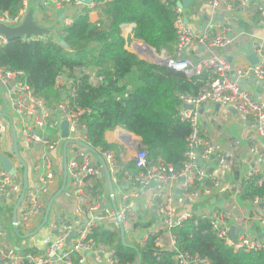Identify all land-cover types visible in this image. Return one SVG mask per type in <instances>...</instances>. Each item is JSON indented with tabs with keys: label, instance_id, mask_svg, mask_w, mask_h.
<instances>
[{
	"label": "built area",
	"instance_id": "1",
	"mask_svg": "<svg viewBox=\"0 0 264 264\" xmlns=\"http://www.w3.org/2000/svg\"><path fill=\"white\" fill-rule=\"evenodd\" d=\"M36 1L26 0L23 8L15 16L7 13L0 15V25L19 27L29 13L30 6ZM159 1L170 6L178 14L176 21L178 43L175 55L170 56L166 52L157 53L155 49L144 43L139 45V41L136 40L128 43L130 48L128 51L151 63L157 61L156 58H161L162 64L160 65L183 73L189 78L199 76L204 72L211 73L215 77L198 96H178L180 101L178 116L190 128L182 168L177 171L171 165L151 162L149 153L142 144L130 142L128 145L132 151H135L133 162L139 173L136 175L127 174V180L132 189L123 194L121 208L112 209L104 206L102 195L93 196L87 192L88 181L102 176L104 169L94 154L77 145V142H80L93 147L88 139V129L81 122V116L86 111L74 103L81 77L90 76L91 82L95 84L99 81L96 72L81 69L76 70L74 74L67 72L65 75L59 76L56 90L61 94L60 101L50 105L35 94L23 72L0 67V85L9 91L8 104L11 111V114H6L8 119L0 117V153L11 161L12 157H15L13 143L7 144L4 140L9 122L12 123V119H15L17 125L20 126L19 139L31 147L33 171L37 176L35 185H29L28 181V188L21 204L22 210L18 217L20 235L25 236L33 233L45 219L51 193L60 180L58 179V164L56 165L52 155L63 150L64 139L61 127L64 122L68 125L69 137L67 140H71L73 143L67 152L68 181L63 194L70 201L74 214L82 218V222L79 224L66 217L59 220L57 234L53 236L49 233L44 237L43 252H40L38 248L21 252L7 246L5 244L6 228L0 227V264H24L26 262L57 264L59 261L64 264H73L74 256H79V264H84L90 254L98 251L104 253L105 264H137V261L135 263L118 261L115 250L111 246L101 244L92 235L109 221H114L117 226H119V221L124 227L137 228L141 216L136 203L141 200V194L154 184L163 186V189L154 195L155 209L161 223L138 240V246L145 247L150 236H157V246L162 249L160 245L163 236L169 235V247H176V238L172 231L194 215L196 216L194 213L179 214L176 203V187H179L181 195L187 200L194 201L210 196L212 190L220 188V181L209 175L207 169L202 167V162L216 160L221 166L232 158L230 151L224 149L221 143L208 138L207 134L203 132L202 108L207 104H217L235 109L244 121L254 124L257 135L264 141V101L256 100L253 94L245 91L237 81L232 79L234 72L239 79L254 78L264 83V45L256 44L253 47V52L259 58L257 65H232L226 57L218 53L219 49L225 48L231 43L229 28H223L220 34L212 35L213 26L209 25L201 33H195L186 26L183 10L177 7V2L181 0ZM205 1L216 13L231 12L235 3H239L240 7L244 9L250 6V0ZM39 3L48 10H61L66 7L86 8L82 0H40ZM92 7H94V3L88 8ZM258 11L260 14L259 24L264 27V9L259 7ZM71 23L70 19H65L63 25L68 26ZM47 37V35L31 36L25 37L24 40L44 41ZM7 43V39L0 35V48ZM142 46L146 49L143 50ZM193 46H199L205 51L204 56L197 62L184 56L185 50ZM132 89L131 86H128L127 94ZM47 132H52L53 137ZM94 149L105 161L111 178H118L119 158L111 151L103 152L100 149ZM253 175H260L258 185L264 186V169L255 170ZM251 176L244 178L239 183V196L242 183ZM22 187L23 178L19 177L18 172L16 177L11 176L0 165V196L15 195L19 197ZM248 203L256 207L260 206L264 210V197H257ZM197 217L210 219L216 236L234 253L249 254L264 251V240H260L251 233L244 232L236 237L231 236L229 223L232 214L229 211L213 209V211L202 213ZM74 231L77 233L76 237L71 240L70 245H66L67 238ZM199 263V258L191 256L189 253L180 252L175 257V264Z\"/></svg>",
	"mask_w": 264,
	"mask_h": 264
},
{
	"label": "trees",
	"instance_id": "2",
	"mask_svg": "<svg viewBox=\"0 0 264 264\" xmlns=\"http://www.w3.org/2000/svg\"><path fill=\"white\" fill-rule=\"evenodd\" d=\"M25 1L0 0V15H17ZM93 3V8H84L70 25L61 26L44 41L24 38L9 41L0 48V67L23 72L35 94L50 105L60 101L61 94L56 90L59 76L81 69L96 72L98 83L93 84L90 76L81 77L74 102L86 111L81 122L88 129L90 144L103 152H115L116 147L107 143L105 135L122 128L141 138L151 162L180 170L190 128L178 116V96H198L215 77L204 72L189 78L126 49L122 26L135 25L134 39L157 53L174 56L178 14L170 6L159 0H93ZM92 12L98 17L95 23L90 20ZM60 41H65L68 47H63ZM128 86L133 89L127 94ZM119 166L118 178L128 179L127 174L139 173L133 161ZM260 178L253 175L242 183V201L264 197V186L258 185ZM95 190L93 196L102 192L98 186ZM172 232L176 247L159 249L158 237L150 236L145 247H136L138 251L124 246L120 233L103 227L92 236L111 246L117 260L123 263H135L140 256L142 264H175V257L181 252L197 256L199 264H264V251L234 253L216 236L210 219L194 215ZM73 264H79V256L73 257Z\"/></svg>",
	"mask_w": 264,
	"mask_h": 264
},
{
	"label": "crops",
	"instance_id": "3",
	"mask_svg": "<svg viewBox=\"0 0 264 264\" xmlns=\"http://www.w3.org/2000/svg\"><path fill=\"white\" fill-rule=\"evenodd\" d=\"M39 5V2L33 3L29 8V12L34 14V19L38 23L40 11H44L47 17V24L44 27L48 29L50 33L55 32L58 28L63 26L65 19L73 21L76 16L84 11V8L75 7H66L61 10H46ZM259 7L264 9V0H250V6L246 9L241 8L239 3H235L234 9L231 12L220 11L216 13L205 0H196L188 9L183 10V18H187V22H185L186 26L195 33H201L209 25L213 26L212 35H218L223 28H229L231 43L227 47L219 49L218 53L226 57L232 65L247 66L249 64L251 65L248 61V56L251 51H254V45H264V27L259 24ZM90 20L93 23L97 22L98 17L95 12L90 13ZM134 29L135 25H123V37L125 39L129 36L134 38ZM126 49L130 51L129 46L127 45ZM204 54V49L199 46L189 47L184 52V56L194 62L201 59ZM243 80L247 81H245L241 87L245 91L253 94L256 100L264 101V83L257 84L249 81V79ZM9 99L10 96L8 89H5L0 85L1 113H5V110V114H11L8 104ZM201 122L203 132L207 134V137L221 143L224 149L231 152L232 158L229 159L225 165L221 166L218 165L216 160L202 162V167L207 169L209 175L218 178L220 181V188L212 190L210 196L194 201L187 200L181 195L179 187H176L175 194L179 214L194 213L199 216L202 213L213 211V209L226 210L232 214V219L229 223L230 234L232 237L248 232L260 240H264V210L260 206L256 207L248 202L242 201L238 195L239 183L244 178L253 175L255 170L264 169V141L257 135L254 124L252 122L244 121L242 116L233 108L219 106L217 104H207L201 110ZM14 133H16L17 136L20 156L29 168V185H35L37 176L33 171L30 153L31 147L19 139L20 126L17 125L15 119H12V123L9 122V128L6 130L4 136V140L7 144L13 143ZM47 134L53 137L52 132H47ZM105 139L107 143L114 145L117 148H120V146L124 147V152L119 155H117L116 152H113L117 158H119V163L123 166L131 163L135 154V151H132L129 148L128 143H142L140 137L122 128L107 132ZM52 157L56 162V165L58 164L57 171L58 179L60 180L52 191L50 200L61 189L63 184V150L61 149L59 152L53 153ZM94 159L97 161L95 157ZM12 161L15 164L19 177L23 178V165L16 157ZM105 179L106 175L103 170L102 176L88 181L87 192L92 195V192L96 191L95 188L98 186V189L102 191L99 195H102L103 197L104 206L112 209L121 208L123 194L132 189L130 182L124 178H112L114 194H111L108 182ZM162 189V185L154 184L141 194V200L136 203L137 210L140 212L141 216L139 225L137 228H133L132 226L124 227L125 239L129 245L137 247L138 240L142 239L144 235L157 228L161 223V220L154 216L153 209H155L154 195ZM95 196H97V194ZM60 198L61 200L59 203H56L55 201L53 204L48 223L42 230L41 238L37 239L36 237H32L30 239H24L22 238V235H20L19 230L14 228L13 223V213L15 206L19 201V197L15 195H6L5 197L0 196V211L7 208L12 216V239L18 237L21 240L33 243L32 246L27 245L23 250L16 245H9L7 239L9 237V232L6 229L7 236L5 244L21 252L30 251L36 248H38L40 252H43V239L49 233L53 236L57 234L59 220L66 217L77 224L82 222V218L74 214L70 201L66 199L65 194H62ZM21 210L22 205L18 209V217ZM1 223L2 221L0 218V227H3ZM102 227L120 233L121 237L120 228L114 221H109ZM169 246L170 236L164 235L160 247L165 249ZM57 264L64 263L59 261ZM84 264H105L104 253L100 251L93 252L88 256Z\"/></svg>",
	"mask_w": 264,
	"mask_h": 264
},
{
	"label": "water",
	"instance_id": "4",
	"mask_svg": "<svg viewBox=\"0 0 264 264\" xmlns=\"http://www.w3.org/2000/svg\"><path fill=\"white\" fill-rule=\"evenodd\" d=\"M196 0H181L177 2V7L181 10L184 9H188ZM36 2H40V0H37ZM82 3L86 6L89 7L90 5L93 4V0H82ZM184 22H187V18H184ZM208 20V18H207ZM186 24V23H185ZM50 31L48 29H46L45 27L40 26L36 20L34 19V14L32 12H29L23 23L19 26V27H8L6 25H0V35L4 36L7 41H12L14 39H18V38H25V37H31V36H40V35H50ZM60 44L67 48V43L65 41H60ZM248 61L251 63V65L255 66L258 64L259 62V58L257 56V54L255 52H250V55L248 56ZM197 62V61H196ZM85 77H88L87 75ZM232 79L233 81H237L240 85H242L243 83H245V81L247 80H243V79H239L238 75H236L234 72L232 73ZM249 81L253 82V83H257V84H263L261 81L251 78L249 79ZM220 106V105H219ZM0 117L6 118L8 119V116L4 113L0 112ZM14 128V127H13ZM62 138L64 139V145H63V156H64V176H63V184L61 189L56 193V195L49 201L48 203V207H47V211H46V216L45 219L43 220V223L40 225V227L38 229H36L33 233L29 234V235H25L22 236V238L24 239H30L32 237H35L41 230H43V228L46 226V224L48 223V219H49V215L51 213L52 207L54 202L63 194V192L65 191L66 185H67V181H68V173H67V164H68V149L70 147V145L73 143L71 140H67V138L69 137V133H68V125L66 122H64L62 124ZM77 145H79L80 147L85 148L86 150H88L89 152H91L92 154H94L98 160H99V164L103 167L104 171H105V175H106V181L108 182L109 185V189H110V193L114 194L113 191V181L112 178L108 172V168L107 165L105 163V161L103 160L102 156L91 146L84 144V143H78ZM77 150V149H75ZM13 153L14 156L17 158V160H19V162L23 165L24 167V172H23V187H22V191L21 194L19 196V201L17 202L15 209H14V213H13V223H14V228L16 230H19V226H18V209L21 206L22 202H23V198H24V194L28 188V178H29V168L28 165L26 164V162H24V160L22 159V157L20 156V150L18 148V140H17V136L16 133H14V138H13ZM0 165L4 168V170H6V172H8L11 176L16 177L17 176V169L14 165V163L5 155L0 153ZM154 212V216L157 219H160L158 217L157 211L156 209H153ZM118 225L121 231V242L123 243L124 246L133 248L134 250L138 251V249L135 246L129 245L126 242L125 239V235H124V226L122 225L121 222L118 221ZM77 233L74 231L71 233V235L67 238L66 240V245H70L71 240L76 237ZM137 264H142L141 261V257L138 256V261Z\"/></svg>",
	"mask_w": 264,
	"mask_h": 264
},
{
	"label": "rangeland",
	"instance_id": "5",
	"mask_svg": "<svg viewBox=\"0 0 264 264\" xmlns=\"http://www.w3.org/2000/svg\"><path fill=\"white\" fill-rule=\"evenodd\" d=\"M40 7H42L41 5H39ZM43 9H46L48 10L47 8L43 7ZM46 20H47V17H46V14L44 11H40V14H39V17H38V23L40 26L44 27L47 23H46ZM49 20V19H48ZM136 39H133V37H127L126 38V41H127V46H128V43H130L131 41H135ZM137 41V40H136ZM142 43V42H141ZM159 55V54H158ZM150 62V61H148ZM151 63V62H150ZM152 63L154 64H162L160 61H153ZM4 112L6 113V111L4 110ZM116 147V146H115ZM119 147V146H118ZM115 152L117 153V155H119L120 153L124 152V147L120 146V148H117L116 147V150ZM15 157H12V159H14ZM61 197V196H60ZM58 198L56 200V203H59L61 198ZM0 218H1V221H2V226L4 228L7 229V231L9 232V237L7 238L8 239V243L9 245L11 246H18L20 247L21 250H23L24 248L28 246H32V242H29V241H24V240H21L20 238L18 237H14L12 239V234H13V230H12V224H11V220H12V216L10 215L9 213V209L7 208H4L3 210L0 211ZM42 236V232L38 233L36 235V238L39 239L41 238Z\"/></svg>",
	"mask_w": 264,
	"mask_h": 264
},
{
	"label": "bare ground",
	"instance_id": "6",
	"mask_svg": "<svg viewBox=\"0 0 264 264\" xmlns=\"http://www.w3.org/2000/svg\"><path fill=\"white\" fill-rule=\"evenodd\" d=\"M139 45H141V44H139ZM142 49H143V50H145V49H146V47H143V46H142ZM156 60H157V61H162V59H161V58H156Z\"/></svg>",
	"mask_w": 264,
	"mask_h": 264
}]
</instances>
